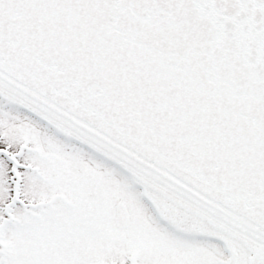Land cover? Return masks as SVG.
<instances>
[{
	"label": "snow or ice",
	"instance_id": "snow-or-ice-1",
	"mask_svg": "<svg viewBox=\"0 0 264 264\" xmlns=\"http://www.w3.org/2000/svg\"><path fill=\"white\" fill-rule=\"evenodd\" d=\"M0 264H264V0H0Z\"/></svg>",
	"mask_w": 264,
	"mask_h": 264
}]
</instances>
